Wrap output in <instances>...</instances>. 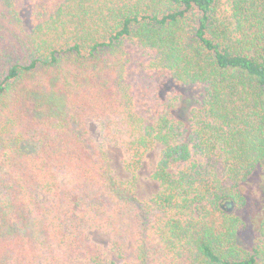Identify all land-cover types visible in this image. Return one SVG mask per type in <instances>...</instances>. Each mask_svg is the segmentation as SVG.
I'll use <instances>...</instances> for the list:
<instances>
[{
    "label": "trees",
    "instance_id": "16d2710c",
    "mask_svg": "<svg viewBox=\"0 0 264 264\" xmlns=\"http://www.w3.org/2000/svg\"><path fill=\"white\" fill-rule=\"evenodd\" d=\"M89 120L130 169L163 145L154 198ZM261 169L264 0H0V264H264L221 208Z\"/></svg>",
    "mask_w": 264,
    "mask_h": 264
},
{
    "label": "rangeland",
    "instance_id": "374dc122",
    "mask_svg": "<svg viewBox=\"0 0 264 264\" xmlns=\"http://www.w3.org/2000/svg\"><path fill=\"white\" fill-rule=\"evenodd\" d=\"M27 2H24L27 5ZM27 15L24 16L26 19ZM177 109L184 106L183 100L176 103ZM87 130L90 139L98 146L104 154L112 175L119 181L127 184L134 197L141 202H147L154 198L160 192V185L152 178V174L156 167L159 155L163 149L161 143H155L152 148L145 154L144 159L136 168L128 167L129 154L122 147H118L107 143L102 135L101 129L97 122L89 120L87 122ZM174 172V171H172ZM241 198L239 203L235 205L233 211L241 218L245 225L244 230L239 234L238 242L243 248H249L256 237L257 228L261 218V213L264 211V169L257 171L240 187ZM224 209L227 208L223 204ZM257 218V219H255ZM153 239L156 241V221H153ZM87 234L91 241L105 248L108 242V236L98 229H87ZM76 264H83L78 261Z\"/></svg>",
    "mask_w": 264,
    "mask_h": 264
},
{
    "label": "water",
    "instance_id": "95a60500",
    "mask_svg": "<svg viewBox=\"0 0 264 264\" xmlns=\"http://www.w3.org/2000/svg\"><path fill=\"white\" fill-rule=\"evenodd\" d=\"M224 205L227 206L226 209L223 208V205H221V208H223L226 212H232L234 209V202L232 200H226L224 203Z\"/></svg>",
    "mask_w": 264,
    "mask_h": 264
}]
</instances>
